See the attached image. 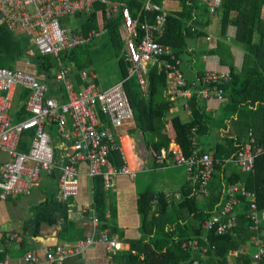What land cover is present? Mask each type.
Segmentation results:
<instances>
[{
    "label": "built area",
    "instance_id": "2783aa9c",
    "mask_svg": "<svg viewBox=\"0 0 264 264\" xmlns=\"http://www.w3.org/2000/svg\"><path fill=\"white\" fill-rule=\"evenodd\" d=\"M213 16L222 4V0H203ZM104 5L108 17H121L120 38L124 45L123 57L128 63V79L135 78L144 95L149 84L146 79L149 67L157 64L159 69H166L170 75L166 95L169 100L184 98L189 100L192 88L198 85L190 82L177 68L180 60L173 49L160 43L167 31L168 13L164 0H142V6L135 15L132 9L121 1L113 0H0V26H5L19 40L28 42L30 55L49 56L55 63L57 82L65 87L67 102L52 95L45 77L15 69L0 67V153L9 157L0 163V199L7 200L14 196H29L38 186L42 175H52L57 169L52 136L48 132L49 122L57 127L59 137L68 144L67 162L59 168L60 178L56 198L61 201L79 194L80 182L78 168L82 162L89 165L91 178L103 177L105 189L115 187L113 177L124 175L135 180L136 172L127 165L116 169L109 162L110 152L118 149L117 131L134 121V111L124 82L103 89L97 84V75L92 69L81 72L83 87L77 91L70 80V71L64 65L63 56L77 48L87 46L103 37L106 29L92 30L87 34L69 31L62 23L64 18L78 14H91L95 6ZM169 57L176 64L161 60ZM230 72L218 73L208 70L199 82L203 87L204 100L225 101L224 86L232 81ZM189 86V88H188ZM26 92L25 110L31 114L28 119L16 121L12 117V108L18 91ZM33 132L29 152L20 151V142L24 133ZM196 133V128L192 129ZM196 146L195 136L191 139ZM175 167L185 168L191 179L197 180L194 195L203 197L208 193L209 185L216 173V164L212 154L186 157L178 146H170ZM264 152L263 147L255 146L252 137L238 152L234 163L241 172H253L256 158ZM164 158L167 155L162 151ZM224 195L215 214L202 225L206 231H215L225 235L236 224L238 208L243 199L247 200L246 218L250 230L255 232L252 238L255 264L264 261V238L261 227L264 225V211L256 204V193L248 190L244 183L238 182L224 188ZM169 199L180 200V194H166ZM94 235L77 240L64 246L47 248L44 256L47 264H65L67 259L78 256L90 247L100 244L106 247L108 258L113 264L120 251L119 239L111 236L107 230L98 232L100 222L95 217ZM3 237L8 243H20L23 237L10 232ZM182 249L201 257H206L208 250L196 240L185 241ZM244 250V249H243ZM244 251H247L245 249ZM38 254L27 253L23 264H38ZM0 264H13L9 261ZM191 264H202L195 259Z\"/></svg>",
    "mask_w": 264,
    "mask_h": 264
},
{
    "label": "trees",
    "instance_id": "16d2710c",
    "mask_svg": "<svg viewBox=\"0 0 264 264\" xmlns=\"http://www.w3.org/2000/svg\"><path fill=\"white\" fill-rule=\"evenodd\" d=\"M113 1L125 2L135 15L142 6V0ZM161 1L156 0L158 3ZM164 2L167 6L179 7L180 10L169 12L167 31L160 39V43L170 46L176 58L181 59L189 52L192 42L206 35V29L211 24L210 12L203 0ZM217 13L220 17L221 35L224 36L230 26L236 27V40L243 45L245 52L243 67L237 73L231 50L224 52L222 46V50L215 52L221 63L229 67L233 76L232 81L224 86L227 102L223 104L218 116L216 113H207L206 106L209 100L202 98L203 87L199 80L196 81L198 85L192 88L189 100L184 98L169 100L166 92L170 75L165 72L166 69L160 70L157 64L150 66L146 74L149 89L144 95L138 81L135 78L128 79V63L123 57L124 45L119 31L121 17L109 18L104 5L95 6L91 14L74 16L76 20L74 25L68 23V18L62 20L65 27L69 26L72 32L80 34L106 29L105 35L99 38L101 40L97 39L89 44L90 46L68 52L62 59L64 65L70 68L69 78L79 90L78 87L83 85L81 72L103 64L97 56L101 50L94 51L95 48L91 50L93 44L97 43V46L98 43H102V48L109 49L107 62L117 63L122 80L125 81L124 87L134 111L135 127L131 132H142L146 145L152 147L157 154L165 150L167 156L172 157L169 149L172 141H175L186 157L210 153L219 161L215 166L216 172L221 169L227 170L235 164L238 152L252 137L255 139L256 147L264 148V0H222ZM28 49L27 43L15 37L5 26H0L1 68L6 66L12 69L15 61L28 52ZM36 58L52 95L61 103L67 102L65 87L56 79L54 61L49 56ZM161 61L164 64H176V61H170L169 57H164ZM176 66L182 71L181 64ZM26 95V92L21 90L14 101L11 113L17 122L31 116L25 110ZM175 102L181 103L183 107L181 113L189 111L190 114L187 117L183 113L171 115ZM215 126L217 130H214ZM233 126L235 134L231 132ZM193 128H196L195 134L192 133ZM30 133L33 132H26L22 137ZM193 136L196 146L191 141ZM201 139L205 145L214 144L213 148L210 150L202 148ZM108 159L116 169L125 166L119 141L118 149L111 151ZM93 179L94 211L100 221L98 229L111 232L113 229L111 226L117 216L115 195L106 191L102 177ZM225 179L224 185L218 183L216 190L208 189L210 194L203 207L198 201L199 198L194 195V190L198 187L196 179V185H185L182 188L180 200L169 199L166 193L162 192L156 194L151 191L140 192L138 199L140 231L147 241L129 240L126 242L128 248L122 256L128 258V262L135 261L137 264H191L195 259L202 264H253L254 257L251 253L253 249L249 252L244 251L246 246H250L247 243H251L255 236V232L250 230V222L245 214L249 207L247 200L243 199L237 212L236 224L228 234L219 235L215 231H206L202 225L217 211L224 195V188L238 182L244 183L248 190L256 193L257 207L261 212L264 211V152L256 158L253 172L244 173L238 168L231 169V173ZM261 232H264V225ZM190 239H197L201 247L207 248L206 257L182 249V244ZM133 252L136 253L135 257ZM231 257L234 258L232 263L229 262ZM261 264H264V261H261Z\"/></svg>",
    "mask_w": 264,
    "mask_h": 264
},
{
    "label": "crops",
    "instance_id": "0c3cea01",
    "mask_svg": "<svg viewBox=\"0 0 264 264\" xmlns=\"http://www.w3.org/2000/svg\"><path fill=\"white\" fill-rule=\"evenodd\" d=\"M179 10V7H169L166 5V11L168 14L170 11ZM209 17L211 19V24L206 29V35L202 38H198L197 41L192 42L189 52L181 58L182 60L179 59L183 73L191 82L200 80L204 74V71L196 68L199 65V61L196 58L198 54L203 56L200 65L210 64V67L213 69L212 71H216L218 73H231L228 66L227 68L221 65L219 60L220 58L215 53L217 50H222V46H224V52H227L228 50H231L232 52L234 66L236 68L235 73L240 71L243 67L245 52L243 45L236 40V27L230 26L226 30V34L223 36L220 33L219 15L216 25L212 24L214 15L211 16L210 14ZM68 69L70 71V68ZM89 69L94 70L96 73L95 68ZM44 77V74L40 76V78ZM71 81L75 88H77L73 80ZM97 84L99 85L98 79ZM82 87L83 85L78 87L79 90H81ZM76 90L79 91L78 89ZM226 102L227 100L224 102L216 99L209 100L206 106L207 113H216L215 115L218 116L217 114L221 112L222 106ZM182 108L183 107L180 102H175L170 114H179L181 113ZM182 113L185 114V117L190 114L189 111H187V113L182 111ZM131 124H133V126H131L128 131L123 130ZM134 127L135 123L133 121L117 131L124 163L130 168V170L135 171L136 175L145 169H151L152 171H156V173L169 175L171 182H165L164 189L159 191L166 194H180L185 185L197 184L195 180L190 178L186 170L184 180L182 176L183 174L181 175V172L176 170L180 168H173L169 166L168 158L157 161V157H163V153L157 154L152 147H148L147 152L152 153L154 156L150 157V155H147L142 148L143 133L139 132V137H141L142 143L139 144L138 140H136V134L138 133L131 132ZM47 129L52 136L57 169L52 175L44 173L38 186L34 189L31 195L9 197L7 200L0 199V263L9 261L13 264H23L24 256L27 253L34 252L35 254H38L40 258L38 264H47L44 256L45 249L56 245L69 246L77 240L94 235L96 231V228L93 225V219L97 217L94 211V179L89 176V165L86 162H82L78 168V178L80 182L79 195L66 201L58 200L56 198V194L60 174L59 168L67 162L68 144L59 137L55 124L49 122ZM232 130L235 131L234 126L231 128V132L234 134ZM25 135L26 136L21 138L20 151L27 153L30 149L31 135H33V133ZM128 140H132L129 143H131V149L135 155H133V161L131 160L130 150H127L126 148ZM171 145L178 146L175 141H172ZM213 146L214 144L211 143L207 145L210 149L211 147L213 148ZM209 152L212 153V151ZM153 158L155 159L152 161L149 160ZM8 160L9 157L7 155L0 153V163L7 162ZM234 165L227 170H217L209 188H211V190H216L218 188V183H222V185H224L226 180L225 178L231 173V169L238 168V166ZM148 174L151 175V172ZM146 177L148 178L149 175H146ZM137 178L138 176L136 179ZM136 179L131 180L127 176L116 175L113 177L115 187L110 191L111 194L115 195L117 216L111 226L113 228L112 231L108 232L111 236L119 239L121 249L118 253L119 255L116 261L120 264H137L135 261L128 262V258L122 256V253L125 252L126 248H128L126 242L129 240L139 241L142 239L147 241V238L144 237L140 231L141 219L138 213V199L139 194L142 191L139 187L140 184L136 181ZM152 188H154V185L149 184L142 190L153 192L151 190ZM159 192L153 193L156 194ZM209 194L210 193H208L207 196L205 195V197H198V201L202 207ZM108 203H110L109 196ZM108 203L107 205H109ZM107 216H109L108 210ZM97 231L101 232L99 229H97ZM10 232L20 234L23 237V241L20 243H8L3 235ZM262 236L264 238V232L262 233ZM132 254H134L133 257L136 256L135 252ZM65 264H113V262L108 258L106 247L98 244L90 247L78 256L67 259Z\"/></svg>",
    "mask_w": 264,
    "mask_h": 264
},
{
    "label": "rangeland",
    "instance_id": "374dc122",
    "mask_svg": "<svg viewBox=\"0 0 264 264\" xmlns=\"http://www.w3.org/2000/svg\"><path fill=\"white\" fill-rule=\"evenodd\" d=\"M217 22H218V13H215L214 14V19L212 21V24L216 25ZM68 23L71 24V25H74L76 23V20H75L74 16L73 17H68ZM68 27L69 26H66V28L70 31L71 28H68ZM99 40H101V39H99ZM96 44L97 43H95V44H93L91 46V50H93L94 48H95L94 51L101 50V53L100 54L97 53V56H99L100 61H103L102 65L94 67L96 69V75H97V78H98V83L103 89H109L110 87H113L114 85H116L119 82H121L122 81V77H121V74H120L119 67H118L117 63L115 62L113 64V63L107 62V59H109V57H108L109 49L108 48H102V46H101L102 43H98L97 46H96ZM27 45L29 47L28 52H26L24 55H22L21 58H18L15 61V63L13 64L12 69H15V70L18 69V70L23 71V72L31 73V74H34L35 76H37L38 78H40V76L43 74V72L41 71V69L39 68V66L37 64L36 56L30 55V53H29V51H30L29 43H27ZM87 46H90V45H87ZM83 47H86V46H83ZM219 53L221 54L222 52L219 51ZM196 58L199 61V65L196 67L198 70H201V71H204V72L208 71V70H213L210 67V64H201L200 65V62L202 61L203 56L198 54L196 56ZM220 63H221V61H220ZM221 65L227 67L226 65H224L222 63H221ZM2 68L10 69V68H8L6 66H4ZM131 126H133V124L128 125L123 130L124 131H128V129ZM215 129L217 130L216 126L214 127V130ZM232 131L235 134V131L234 130H232ZM136 135H137L136 136V138H137L136 140H138V143L139 144L143 143V147L142 148L145 151V153L147 155H150V157L154 156L152 153H148L147 152L148 146L146 145V143H145V141L143 139H142V143H141V137H139V133L136 134ZM126 139H131V138H126ZM130 141H132V140H128L127 143L130 142ZM201 147L206 149V150L210 149L209 147H207V145L204 144V140L203 139H201ZM154 159L155 158L149 159V160L152 161ZM168 160H169V166L175 168V164H174L173 158L170 157V158H168ZM157 161H159V160L157 159ZM176 170L178 172H181V175L183 174L182 176H183V178L185 180V168H180V169H176ZM149 172H151V175L148 174ZM143 173H145V174H143ZM146 175H149V177L147 178ZM137 176H138V178L136 179V181H138V183L140 184L139 187H140L142 192H144L142 189H145V187L147 185H149V184L150 185L151 184L154 185V188L151 189L153 192H159L162 189H164L165 182H168V183L171 182V179H170L169 175L156 173V171H152L151 169H149V170L145 169L142 172L138 173L136 175V177ZM160 185H161V187H160ZM170 194H175V193H170ZM247 244H250V246H246L245 247V249H247L246 252H249L251 249H253V251L251 253H252V255H254L253 254V253H255L254 247L252 246V244L250 242L247 243ZM233 261H234V258L231 257L229 262L232 263ZM253 264H255V260H254Z\"/></svg>",
    "mask_w": 264,
    "mask_h": 264
},
{
    "label": "bare ground",
    "instance_id": "6f19581e",
    "mask_svg": "<svg viewBox=\"0 0 264 264\" xmlns=\"http://www.w3.org/2000/svg\"><path fill=\"white\" fill-rule=\"evenodd\" d=\"M126 148H127V150H130V156H131V160L133 161L134 160V157H133V151H132V149H131V143H126ZM180 151H182L180 148H178ZM183 152V151H182ZM167 158H170V157H168L167 155H166V157L164 158V156L163 157H157V159L160 161V160H162V159H167ZM171 158H173V154H172V157ZM239 168V167H238ZM130 169V168H129ZM186 170V169H185ZM132 171V170H131ZM188 174V173H187ZM99 177H101V176H99ZM59 178H60V174H59ZM103 178V177H102ZM136 179V178H135ZM192 180H195V179H192ZM79 193H80V190H79ZM79 195V194H78ZM77 195V196H78ZM76 196V197H77ZM204 197V196H203ZM71 198H75V197H71ZM70 199V198H69ZM68 199V200H69ZM66 201V200H65ZM238 210H239V208H238ZM97 218V217H96ZM98 219V218H97ZM99 220V219H98ZM100 222V221H99ZM98 245V244H97ZM100 245V244H99ZM104 246V245H103ZM55 247V246H54Z\"/></svg>",
    "mask_w": 264,
    "mask_h": 264
}]
</instances>
